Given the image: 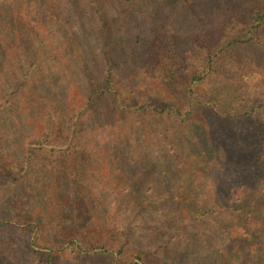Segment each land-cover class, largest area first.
I'll return each instance as SVG.
<instances>
[{"label": "trees", "instance_id": "1", "mask_svg": "<svg viewBox=\"0 0 264 264\" xmlns=\"http://www.w3.org/2000/svg\"><path fill=\"white\" fill-rule=\"evenodd\" d=\"M31 1L0 22L28 63L0 111L47 82L25 150L0 132V264H264V0Z\"/></svg>", "mask_w": 264, "mask_h": 264}, {"label": "rangeland", "instance_id": "2", "mask_svg": "<svg viewBox=\"0 0 264 264\" xmlns=\"http://www.w3.org/2000/svg\"><path fill=\"white\" fill-rule=\"evenodd\" d=\"M10 1H11L10 11L9 12H7L6 10H3V12L0 11V22H3V20L1 19L5 18V16L8 17V22L12 21L13 6H16V8L22 13H30L31 11L30 4L32 2L31 0H24V1L9 0V3ZM73 1L74 0H57L58 11L60 12V14H61V9L64 8V6H62V3H65L64 5H69V4H73ZM9 13H10V16H8ZM68 13L69 11L65 12L66 15ZM54 16L55 15L52 14L50 16H47V18L53 19ZM164 23H166L167 26H170L174 24V20L168 19L164 21ZM6 27H7L6 25H3V28L1 29V30H4L2 34L3 37L0 38V84L2 83V86H5L4 91L6 89L12 90L14 89V86H15L14 84H12L13 82H6V80L9 77L8 74H12L18 71L19 67H22V69L28 68V63H27L25 54H23L21 51H15L13 50V48H11L12 44L14 43V40L11 37L13 35V32L10 27L5 29ZM11 39L13 40V42ZM47 42L48 44H50L49 41ZM80 42L84 46L88 45V43L84 40H81ZM88 54H91L90 50L88 51ZM53 63L54 61L51 58H47L44 56L41 62L42 65H39V67L43 68V70L37 68L42 71V73L37 72L39 75L37 77L38 80L41 78V76L46 78V77L51 76L54 73L51 70L55 65ZM119 71H120V67L118 65H115V68L113 71L114 72V75H113L114 82L119 80ZM46 83L47 82H26L25 86L21 85L25 88L21 90L22 92L20 91L18 92V94L16 93L17 96L13 98L11 102L12 103L11 106L8 107L6 111L5 110L0 111V122H1L0 132L3 134L6 133L7 135H9L11 142L8 145L11 150L13 151L25 150L27 141L31 139V137L36 133V129L33 126H31V121H30V116H29V112H30L29 105L31 103L33 104V102H31L32 101L31 99L33 96H35L33 88L31 89V87L38 86V85H44L40 87L39 89L43 91L44 87L46 86L45 85ZM53 83L57 85H61L62 83L67 84L69 82H62V80L60 79L59 82H53ZM13 141H15L14 144H12ZM175 194H177V192H175ZM81 213H85L88 216L90 215V218H91L92 211L90 208L83 207L78 214H81ZM213 217H215V215H213ZM95 218L97 217H95V212H94V218H91V219L94 220ZM130 220L129 219L126 220L125 217L122 216L121 212L116 213V211L112 209L106 215L105 219H101V222H98V224L107 225L110 228V230L112 229L114 235H116V238H123L126 228L129 229L131 227V224H133L130 222ZM200 220H202V218ZM227 220H228V217L224 219L223 221L227 222ZM191 231H196V233L199 234L200 236H202V234H209L210 231L214 232L213 227H210L208 225H202L201 221L197 222L196 226H194L191 229ZM217 233H218V229L216 233L214 232V234L217 235ZM219 241H220V238L218 239L216 238L215 242H207L203 244L206 249H202L201 247H200L201 249L200 248L199 249L201 252L205 253L208 256L211 251V249L209 248L221 247V244ZM239 248L243 252L242 254L243 264H259L260 261L257 259H254L252 249L251 247L248 246V243H243L241 246H239ZM189 252L191 254L190 258L193 259L195 257L194 253L196 252V250L193 249L192 251H189Z\"/></svg>", "mask_w": 264, "mask_h": 264}]
</instances>
